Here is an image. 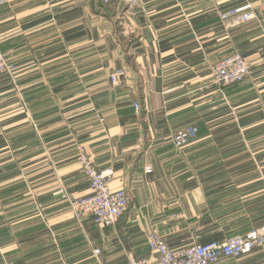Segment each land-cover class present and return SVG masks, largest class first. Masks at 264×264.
I'll return each mask as SVG.
<instances>
[{"label": "crops", "instance_id": "obj_1", "mask_svg": "<svg viewBox=\"0 0 264 264\" xmlns=\"http://www.w3.org/2000/svg\"><path fill=\"white\" fill-rule=\"evenodd\" d=\"M246 3L257 19H220ZM122 9L0 0V50L17 65L0 72V155L35 160L0 213V264H128L150 234L177 249L264 229V0ZM233 48L250 77L218 86L209 68ZM190 124L197 136L176 146ZM78 146L131 197L113 225L69 205L91 191ZM191 209L208 211L188 222ZM215 264H264V244Z\"/></svg>", "mask_w": 264, "mask_h": 264}, {"label": "built area", "instance_id": "obj_2", "mask_svg": "<svg viewBox=\"0 0 264 264\" xmlns=\"http://www.w3.org/2000/svg\"><path fill=\"white\" fill-rule=\"evenodd\" d=\"M103 6L114 5L137 8L141 0H100ZM220 18L232 23H243L254 18L250 4L235 7L222 12ZM16 67L9 63L0 52V72H14ZM249 64L238 54H230L219 60L210 69L211 79L219 85H233L246 80L250 76ZM136 113L140 115L142 106L135 103ZM195 125H187L172 134V142L176 146L188 143L197 136ZM80 163L90 186V193L74 197L69 205L76 216L91 214L96 223L109 226L115 224L125 215L131 204V197L124 189L111 190L110 181L113 178L111 169L101 170L96 167L88 154L80 152ZM147 173L151 168L147 167ZM149 255L132 258L128 264H215L220 258L236 257L245 250L253 249L264 244V231L256 227L246 234H237L223 240L194 242L181 248H171L158 235L150 234L147 238ZM98 251V249L96 250Z\"/></svg>", "mask_w": 264, "mask_h": 264}, {"label": "rangeland", "instance_id": "obj_3", "mask_svg": "<svg viewBox=\"0 0 264 264\" xmlns=\"http://www.w3.org/2000/svg\"><path fill=\"white\" fill-rule=\"evenodd\" d=\"M101 2V1H100ZM102 4V3H101ZM246 4H250V3H246ZM245 5V4H243ZM241 5V6H243ZM251 5V4H250ZM104 8H110V9H117L119 11L123 10L122 8H126V9H133V8H127V7H122V6H117V5H114L112 7H106L104 6ZM251 8L252 10L254 9L251 5ZM253 13H254V20L257 19V13H256V10H253ZM221 19V18H220ZM253 20V18H252ZM223 21V20H222ZM223 22H226V21H223ZM225 24H230V25H234V24H237V23H232L231 21L230 22H226ZM0 52L3 54V52L0 50ZM233 53H238L248 64V60L245 58V56L243 55V53L238 49V48H233L232 50H230L227 54L223 55L219 60H221L222 58L230 55V54H233ZM4 58L9 62V63H12L15 65V67L17 68V65L15 63H13L10 59H9V56L8 57H5V55L3 54ZM218 60V61H219ZM217 61V62H218ZM216 62V63H217ZM215 63V64H216ZM214 64V65H215ZM212 65V66H214ZM211 66V67H212ZM250 66V64H249ZM211 67L209 69H211ZM250 70H251V67H250ZM3 72H9V73H13L11 71H3ZM210 74V72H209ZM250 77V76H249ZM248 77V78H249ZM247 78V79H248ZM246 79V80H247ZM211 81L216 84L212 79ZM245 81V80H244ZM242 81V82H244ZM240 82V83H242ZM239 84V83H237ZM218 86H225V85H219V84H216ZM234 85V84H233ZM228 86V85H226ZM136 102H139L142 106V109H143V103L141 101H134L133 102V105H135ZM135 107V106H134ZM136 109V108H135ZM141 109V110H142ZM141 114V113H140ZM190 125H194V124H190ZM180 129V128H179ZM178 130V129H177ZM175 130V131H177ZM174 131V132H175ZM173 132V133H174ZM172 133V134H173ZM172 138V136H171ZM181 146V145H180ZM82 147L81 146H78V150H77V160L80 164V167L82 168V165L80 163V160H79V157H80V152L82 151L81 149ZM27 159L25 160H22V161H13V159H10L9 157L8 158H4L2 155H0V206L2 207V209H0V213L4 212V202H6L7 200H10V195H13V193H11V188H13L15 185H20V182L21 180L25 179V177H21L19 176L20 174L18 173L19 170L21 169H27L26 167H28L30 164L34 163L35 160L32 159V160H29V156L31 157H34V151L31 152V153H28L27 155H25ZM12 187H9L11 186ZM15 193V192H14ZM13 197V196H12ZM207 212L208 210H203V209H191L189 210V212H187L186 214H183L182 217L184 219H186L188 222H194L196 221L197 219H199L201 217V219L203 218V212ZM173 218L174 219H178V215H173ZM180 219V218H179ZM199 219V220H201ZM2 223H0V226H1ZM224 227V226H222ZM257 227H260L263 231L264 229L261 227V226H257ZM1 228V227H0ZM256 228V227H254ZM253 229V228H252ZM251 230V229H250ZM249 230V231H250ZM248 232V231H247ZM247 232L245 233H241V234H246ZM237 235V234H236ZM230 237V236H229ZM166 242V241H165ZM203 243V242H202ZM187 244H191L190 242L186 243L185 245ZM168 245V244H167ZM169 247L171 248H175V247H172L170 245H168ZM183 247V246H182Z\"/></svg>", "mask_w": 264, "mask_h": 264}]
</instances>
